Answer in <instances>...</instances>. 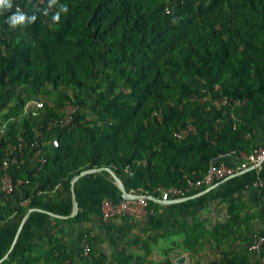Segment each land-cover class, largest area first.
<instances>
[{
    "label": "trees",
    "instance_id": "trees-1",
    "mask_svg": "<svg viewBox=\"0 0 264 264\" xmlns=\"http://www.w3.org/2000/svg\"><path fill=\"white\" fill-rule=\"evenodd\" d=\"M15 3L36 15V21L12 29L6 20ZM15 3L11 10L0 9V119L6 127L0 159L17 126L31 120L21 116L29 98H42L50 113L67 99L91 106L94 113V120L81 121L83 115H77L71 128L56 132L59 146L45 151L39 171L10 168L14 178L36 184L37 192L60 184L69 189L81 171L109 167L127 191L147 190L155 198L156 187L181 186L192 173L202 177L211 160L240 152L249 143L255 118L264 114V0ZM48 5L51 9L43 13L40 8ZM60 5L68 12L53 23ZM203 95L244 98L246 103L226 114L198 102L195 97ZM154 109L162 110L160 122L151 118ZM190 119L197 133L177 141L173 131ZM114 193L121 198L117 187ZM39 201L40 194L31 197L32 204ZM4 202L0 219L15 209ZM240 208L230 201L228 221L214 230L218 242L240 222ZM259 214L264 218V208ZM73 219L85 220L87 214L79 210ZM192 226L181 228L188 248L207 232ZM259 233L264 235V228ZM227 264L245 260L232 258Z\"/></svg>",
    "mask_w": 264,
    "mask_h": 264
},
{
    "label": "crops",
    "instance_id": "crops-1",
    "mask_svg": "<svg viewBox=\"0 0 264 264\" xmlns=\"http://www.w3.org/2000/svg\"><path fill=\"white\" fill-rule=\"evenodd\" d=\"M5 130L0 119V142ZM254 145H264V114L255 118L249 143L242 151ZM238 153L220 155L216 162L235 168ZM28 161L32 167L34 162ZM258 177L264 180V163L260 169L241 170L185 197L155 199L153 216L140 221L119 218L110 227L99 218L100 202L118 200L119 193H114L116 186L107 171L83 174L74 182L77 209L70 187L60 184L50 192L39 193L36 184H23L0 201L3 206L7 200L15 208L0 219V263L82 264L81 235L87 233L92 255L100 264H227L232 258L244 259L245 264H264V245L259 253L248 249L252 235L264 228V218L259 214L264 208V194L253 185ZM35 194L41 195V201L32 204ZM232 200L241 207L240 222L228 239L218 242L214 230L228 221ZM79 210L87 219H73ZM182 225L207 231L192 250L185 243L186 226L181 230ZM179 257H183L182 262L177 261Z\"/></svg>",
    "mask_w": 264,
    "mask_h": 264
},
{
    "label": "built area",
    "instance_id": "built-area-1",
    "mask_svg": "<svg viewBox=\"0 0 264 264\" xmlns=\"http://www.w3.org/2000/svg\"><path fill=\"white\" fill-rule=\"evenodd\" d=\"M20 0H12V3ZM44 0H37V3L42 4ZM23 12L24 7L15 3ZM43 13L51 9V5L40 8ZM168 10L166 9V12ZM1 36V28H0ZM198 102H209L216 109H222L223 113L228 114L229 111L238 106L245 105L246 99L232 96H222L217 98H209L205 95L195 97ZM208 109V108H207ZM83 115L81 121L94 120V113L91 106H83L77 104L74 99L65 100L61 105L55 107L50 113L44 107V101L40 97H32L26 101L21 116L30 118L27 124L21 123L17 126L14 137L8 141L2 148L0 159V192L5 196L12 194L15 189L23 184H29L28 179L24 177L14 178L10 173V168L19 169L22 166H27L29 169L39 171L46 162L45 151L47 149L56 148L59 146L58 130L69 129L76 122V116ZM163 114L161 109H154L151 112V118L157 122L162 120ZM197 133V129L193 123V119L181 127L173 131L172 136L181 141L187 137ZM248 137V136H247ZM239 163L237 167H229L225 164L216 162V159L210 161L207 171L202 177H195L192 173L185 175V182L181 186L156 187L158 192V200H168L180 197H185L193 193L199 188L210 186L216 181L223 179L229 175H234L241 170L248 168L260 169L264 163V145H254L249 151H240L238 153ZM28 160H32L34 165L29 167ZM143 164L146 160L141 161ZM124 170L128 171L125 167ZM254 187L259 189L264 194V180L256 178L253 183ZM130 194H138L137 197H126L112 201L103 199L99 206V218L107 224L113 223L114 220L129 217L135 220H144L147 217L154 215L155 210L149 205V199L153 198L147 190L136 192L128 191ZM264 245V235L254 233L248 249L252 252L259 253ZM79 258L82 264H97L92 255L91 242L86 234L81 237V248Z\"/></svg>",
    "mask_w": 264,
    "mask_h": 264
},
{
    "label": "clouds",
    "instance_id": "clouds-1",
    "mask_svg": "<svg viewBox=\"0 0 264 264\" xmlns=\"http://www.w3.org/2000/svg\"><path fill=\"white\" fill-rule=\"evenodd\" d=\"M52 2H55V0H52ZM12 7V0H0V9L11 10ZM61 12H68V8L66 5H60V11L56 12V14L52 16L53 23H59ZM36 19V15H27L25 12H22L19 7H17L15 12H13V14L8 17L6 23L12 29H16L18 26L22 27L26 24L34 23Z\"/></svg>",
    "mask_w": 264,
    "mask_h": 264
},
{
    "label": "water",
    "instance_id": "water-1",
    "mask_svg": "<svg viewBox=\"0 0 264 264\" xmlns=\"http://www.w3.org/2000/svg\"><path fill=\"white\" fill-rule=\"evenodd\" d=\"M100 171H107L109 172L115 179H116V187L118 188V190L120 191V197L121 198H126V197H137L139 196L138 194H130L124 187L122 181L120 180V178L111 170V168L109 167H98V168H92V169H85L83 171H81L80 173H78L77 175H75L72 180H71V186H70V191H71V195L74 201V206L77 209V202L75 200V191H74V182L83 174H88V173H93V172H100ZM154 198V197H153ZM156 199V198H154ZM158 200V199H156ZM178 262H182L183 261V257H179L177 259Z\"/></svg>",
    "mask_w": 264,
    "mask_h": 264
},
{
    "label": "rangeland",
    "instance_id": "rangeland-1",
    "mask_svg": "<svg viewBox=\"0 0 264 264\" xmlns=\"http://www.w3.org/2000/svg\"><path fill=\"white\" fill-rule=\"evenodd\" d=\"M66 90H67V92H68V91H69V92L71 91V89H69V88H66ZM44 92H45V93H44L43 95L46 96V95H47L46 93H48L47 90H44ZM47 96H48V95H47ZM111 176H112V175H111ZM112 177H113V176H112ZM113 181H114L115 186H116V179H115L114 177H113ZM123 218H128V217H123ZM111 224H112V223H111ZM231 233H233V232H231ZM231 233H230V235H231ZM258 233H259V232H258ZM81 236H82V235H81ZM226 238H227V237H226ZM228 238H229V237H228ZM228 238H227V239H228ZM202 239H203V238H202ZM195 247H196V246H195ZM193 248H194V247H190L191 250H192Z\"/></svg>",
    "mask_w": 264,
    "mask_h": 264
}]
</instances>
